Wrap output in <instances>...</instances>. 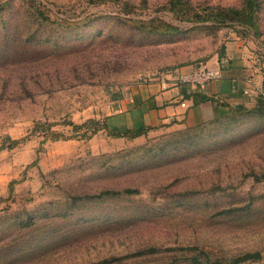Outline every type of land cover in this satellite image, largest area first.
Masks as SVG:
<instances>
[{
  "label": "rangeland",
  "instance_id": "rangeland-1",
  "mask_svg": "<svg viewBox=\"0 0 264 264\" xmlns=\"http://www.w3.org/2000/svg\"><path fill=\"white\" fill-rule=\"evenodd\" d=\"M120 1L0 0V147L19 141L0 149V264H264V0L256 33L185 22L172 0ZM152 20L180 32L150 33ZM233 43L263 78L253 106L134 138L108 129L113 102L162 73L221 79ZM89 120L107 129L83 139L68 125Z\"/></svg>",
  "mask_w": 264,
  "mask_h": 264
},
{
  "label": "crops",
  "instance_id": "crops-1",
  "mask_svg": "<svg viewBox=\"0 0 264 264\" xmlns=\"http://www.w3.org/2000/svg\"><path fill=\"white\" fill-rule=\"evenodd\" d=\"M240 46V43L228 45L227 52L219 58L218 69L224 76L203 89L172 82L166 86L155 82L129 89L125 98L113 102L115 107L108 129L117 133H162L174 126H198L234 106H253L260 93V87L253 83H258L261 76L257 69L247 67L243 59L244 49ZM191 70L193 68L186 67L178 72L189 73ZM197 94L209 100L198 101Z\"/></svg>",
  "mask_w": 264,
  "mask_h": 264
},
{
  "label": "trees",
  "instance_id": "trees-1",
  "mask_svg": "<svg viewBox=\"0 0 264 264\" xmlns=\"http://www.w3.org/2000/svg\"><path fill=\"white\" fill-rule=\"evenodd\" d=\"M112 2L119 3L125 7V10L130 7L128 2H123L120 0H104V2ZM171 11L175 13L178 17L183 19L185 22L203 24V23H211L213 26H225V25H236L246 28L248 31H254L255 33L259 30V14L261 12V0H243L242 5L238 8H221V7H206L201 12H193L190 9V5L185 0H172L170 2ZM127 13V11H126ZM143 26L146 27V30L150 33H160V32H171V33H179L180 29L175 26H171L165 22L152 20L151 22H142ZM222 58V56H220ZM198 101H207L208 97L197 94ZM197 101V102H198ZM264 104V95L259 97L257 100V105ZM68 125L72 126L74 134H78L79 137L83 139H90L98 134L102 129H107V126L100 127V121L97 120H89L82 125H76L72 122L68 123ZM51 129H47V134ZM82 132V133H81ZM52 135H56L55 133H51ZM82 134V135H80ZM143 133H134L127 132L119 137H131L134 138L136 136H140ZM74 139V137H72ZM8 145H2L0 147L1 150L4 149H13L19 145V141L12 140L10 137L6 138ZM33 225H35L34 220L31 216L27 217V221H21L20 227L22 229H29ZM261 258L260 253H248L241 257H235L231 259L230 264H243L248 261H259ZM195 264H203L198 258H195Z\"/></svg>",
  "mask_w": 264,
  "mask_h": 264
},
{
  "label": "built area",
  "instance_id": "built-area-1",
  "mask_svg": "<svg viewBox=\"0 0 264 264\" xmlns=\"http://www.w3.org/2000/svg\"><path fill=\"white\" fill-rule=\"evenodd\" d=\"M175 74V75H174ZM221 77L220 72L211 70L201 65L195 68L192 73H179L178 71H167L161 74V83L163 86L169 82L176 85H190L194 88H205L209 83Z\"/></svg>",
  "mask_w": 264,
  "mask_h": 264
}]
</instances>
